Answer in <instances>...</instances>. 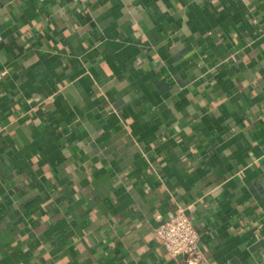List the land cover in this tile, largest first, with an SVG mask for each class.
<instances>
[{"label": "crops", "instance_id": "obj_1", "mask_svg": "<svg viewBox=\"0 0 264 264\" xmlns=\"http://www.w3.org/2000/svg\"><path fill=\"white\" fill-rule=\"evenodd\" d=\"M264 0H0V264H264Z\"/></svg>", "mask_w": 264, "mask_h": 264}, {"label": "built area", "instance_id": "obj_2", "mask_svg": "<svg viewBox=\"0 0 264 264\" xmlns=\"http://www.w3.org/2000/svg\"><path fill=\"white\" fill-rule=\"evenodd\" d=\"M187 212L177 208L156 228V234L168 255L180 264H209L200 251L201 236Z\"/></svg>", "mask_w": 264, "mask_h": 264}]
</instances>
